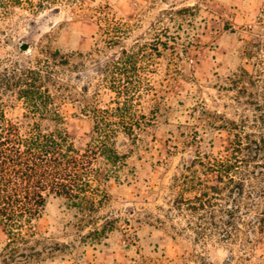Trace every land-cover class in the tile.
I'll return each mask as SVG.
<instances>
[{
	"label": "rangeland",
	"instance_id": "obj_1",
	"mask_svg": "<svg viewBox=\"0 0 264 264\" xmlns=\"http://www.w3.org/2000/svg\"><path fill=\"white\" fill-rule=\"evenodd\" d=\"M30 67L69 99L76 144L85 106L110 104L113 84L136 83L139 109L158 115L95 211L47 197L20 264H264L263 152L219 182L212 207L190 209L199 199L182 189L191 159L264 136V0H0V114L13 121L25 108L11 76Z\"/></svg>",
	"mask_w": 264,
	"mask_h": 264
},
{
	"label": "trees",
	"instance_id": "obj_2",
	"mask_svg": "<svg viewBox=\"0 0 264 264\" xmlns=\"http://www.w3.org/2000/svg\"><path fill=\"white\" fill-rule=\"evenodd\" d=\"M129 68L134 66L124 70L129 72ZM51 74L39 67L26 68L21 77L13 73L11 78H16L25 112L17 121L0 114V231L5 236L0 260L4 264L9 260L20 264L34 255L35 251L19 246L37 240L36 223L50 194L64 197L82 212L95 211L107 195L108 183L122 180L131 152L158 115L152 111L148 117L139 109L136 83L113 84L110 88L116 97L110 104L85 106L92 122L89 140L76 144L61 111L69 99L51 90L46 83ZM262 152L264 136L254 147L238 140L220 157L203 160L198 156L185 163L182 189L195 192L193 198L199 199L190 209L212 207L211 194L219 192V182L234 181L240 174V162L257 159ZM236 184L240 194L242 182ZM257 221L263 230L264 213ZM99 230L95 226L92 233Z\"/></svg>",
	"mask_w": 264,
	"mask_h": 264
},
{
	"label": "water",
	"instance_id": "obj_3",
	"mask_svg": "<svg viewBox=\"0 0 264 264\" xmlns=\"http://www.w3.org/2000/svg\"><path fill=\"white\" fill-rule=\"evenodd\" d=\"M27 48H28V44L27 43H23L21 45V49L26 50Z\"/></svg>",
	"mask_w": 264,
	"mask_h": 264
}]
</instances>
